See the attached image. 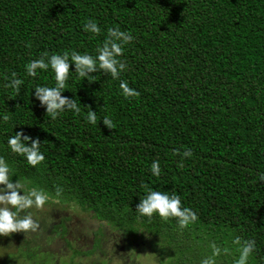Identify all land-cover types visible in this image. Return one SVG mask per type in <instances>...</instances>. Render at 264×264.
<instances>
[{
	"label": "trees",
	"instance_id": "obj_1",
	"mask_svg": "<svg viewBox=\"0 0 264 264\" xmlns=\"http://www.w3.org/2000/svg\"><path fill=\"white\" fill-rule=\"evenodd\" d=\"M116 27L133 36L119 78L97 71L89 83L70 65L62 96L81 111L46 115L35 88L55 87V74L29 76L26 65L65 52L95 57ZM12 73L18 93L7 86ZM121 82L139 97L126 99ZM21 131L41 142L36 167L8 146ZM186 150L179 167L176 152ZM0 158L13 183L79 206L132 243L153 238L165 264H202L213 244L215 264H235L244 241H255L247 264H264V0H0ZM148 189L178 195L197 219L180 228L177 218L141 216ZM15 236H0V264L21 253L25 238L15 245Z\"/></svg>",
	"mask_w": 264,
	"mask_h": 264
},
{
	"label": "clouds",
	"instance_id": "obj_2",
	"mask_svg": "<svg viewBox=\"0 0 264 264\" xmlns=\"http://www.w3.org/2000/svg\"><path fill=\"white\" fill-rule=\"evenodd\" d=\"M85 30L93 34H99L101 29L93 21H88L85 24ZM133 40L131 33L121 31L119 27L109 28L107 37L103 45L97 49V55L93 57L88 54H79L65 52L63 55L54 54L46 62L44 58L31 61L26 65V72L29 76L35 77L38 70H48L49 67L55 74V87H36L35 97L40 102L42 107L46 108V115L55 119L60 113L65 110L73 111L79 115L81 109L76 99H69L62 96V90L66 86V81L69 78L70 65L75 66V73L83 79H87L89 83L95 82L92 75L97 71H102L109 74L113 79L119 78L121 72L126 68L120 57L124 52V45H127ZM47 55V54H45ZM71 61V62H70ZM23 81L16 78V73H12V80L7 85L10 88L19 92V87ZM120 88L126 99L137 98L140 93L130 88L127 82H121ZM8 115H4L3 119L8 120ZM86 119L89 123L97 124V113L89 108ZM103 124L108 129H113L114 125L110 118L105 116L102 119ZM30 142V146H28ZM41 142L39 138L33 139L26 136L22 131L8 139V146L15 154L26 157L27 162L32 167L38 166L44 161L45 157L40 152ZM177 155H181V162L178 165L183 167V159L191 157L190 150L184 151L182 154L177 151ZM10 168L3 158H0V236H9L13 233H35L40 225L32 218L31 213L23 216L20 214L27 209L33 207L41 209L46 202L51 198L48 193L39 189H26L25 183L17 180L12 182L10 178ZM151 172L154 176L160 175L159 161H154L151 165ZM260 179L264 181V175ZM146 187V186H145ZM23 192V195L20 193ZM59 194V193H57ZM136 211L141 216L151 218L154 214H158L161 218H177L180 228H185L190 222L197 219V216L189 208H184L181 205L180 197L176 194L169 196L166 192L155 191L148 189L147 195L140 199ZM236 245H241V240L237 237L234 240ZM213 256L202 261V264H215V256L220 254V249L215 244L211 245ZM255 249V241H244L239 248V258L235 264H247L249 257Z\"/></svg>",
	"mask_w": 264,
	"mask_h": 264
},
{
	"label": "rangeland",
	"instance_id": "obj_3",
	"mask_svg": "<svg viewBox=\"0 0 264 264\" xmlns=\"http://www.w3.org/2000/svg\"><path fill=\"white\" fill-rule=\"evenodd\" d=\"M3 187V186H0ZM26 189H28L26 187ZM23 195V192L20 193ZM40 228L35 232L16 233L20 251L12 264H165L166 257L154 248L153 238L131 242L129 236L111 230L93 215L76 205H63L49 199L43 208L29 209ZM26 213H21L23 216ZM54 222V235L49 224ZM67 229L66 233L61 230ZM27 239V240H26ZM92 251V252H90ZM0 250V258L3 256ZM1 260V259H0ZM28 262V263H27Z\"/></svg>",
	"mask_w": 264,
	"mask_h": 264
},
{
	"label": "flooded vegetation",
	"instance_id": "obj_4",
	"mask_svg": "<svg viewBox=\"0 0 264 264\" xmlns=\"http://www.w3.org/2000/svg\"><path fill=\"white\" fill-rule=\"evenodd\" d=\"M53 228H55V227H53ZM62 230V229H61ZM57 233V232H56ZM17 239V236H15V237H11L10 239H9V241H11V243H14L15 245H16V242H15V240Z\"/></svg>",
	"mask_w": 264,
	"mask_h": 264
}]
</instances>
